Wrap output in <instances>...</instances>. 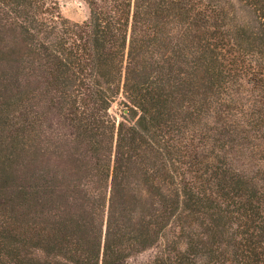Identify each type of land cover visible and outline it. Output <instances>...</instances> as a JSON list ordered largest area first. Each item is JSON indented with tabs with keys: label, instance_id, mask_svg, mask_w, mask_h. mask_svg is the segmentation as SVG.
I'll return each instance as SVG.
<instances>
[{
	"label": "trees",
	"instance_id": "obj_1",
	"mask_svg": "<svg viewBox=\"0 0 264 264\" xmlns=\"http://www.w3.org/2000/svg\"><path fill=\"white\" fill-rule=\"evenodd\" d=\"M82 1L0 0V264H264V0Z\"/></svg>",
	"mask_w": 264,
	"mask_h": 264
},
{
	"label": "rangeland",
	"instance_id": "obj_2",
	"mask_svg": "<svg viewBox=\"0 0 264 264\" xmlns=\"http://www.w3.org/2000/svg\"><path fill=\"white\" fill-rule=\"evenodd\" d=\"M59 4L60 12L66 19L82 23L88 18V9L82 0H56ZM234 2V0H225ZM123 110L122 99L115 103L110 114L119 118ZM228 159L236 171L242 175L253 176L264 189V153H253L251 150L235 148L230 151Z\"/></svg>",
	"mask_w": 264,
	"mask_h": 264
}]
</instances>
